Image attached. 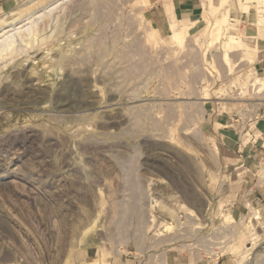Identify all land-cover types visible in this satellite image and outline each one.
<instances>
[{
  "label": "rangeland",
  "instance_id": "obj_1",
  "mask_svg": "<svg viewBox=\"0 0 264 264\" xmlns=\"http://www.w3.org/2000/svg\"><path fill=\"white\" fill-rule=\"evenodd\" d=\"M28 1L0 19L59 8L0 58V264H264V72L207 46L223 10Z\"/></svg>",
  "mask_w": 264,
  "mask_h": 264
},
{
  "label": "bare ground",
  "instance_id": "obj_2",
  "mask_svg": "<svg viewBox=\"0 0 264 264\" xmlns=\"http://www.w3.org/2000/svg\"><path fill=\"white\" fill-rule=\"evenodd\" d=\"M34 1L35 0L28 1V2L24 3L21 7L25 6L27 3H31ZM202 3H203V6H205L206 9H208L207 11H209V12L211 11L212 14H216L219 11L223 10L222 15L217 20H215L214 22L212 21L211 23H209V22L207 23V26L205 27L204 32L208 31V36H207L206 42H207V46L210 47L209 49H211V47L213 48V46H215V45H218V47L216 46V48L219 51L220 50L222 51L223 61L225 62L226 65L231 66V54L233 52L239 51L242 49L243 50L251 49V47L246 42H244L243 39L240 38V35L238 33H233V31L238 30V28H237L238 25L232 23L233 22V15L236 12L240 13L242 15H246L252 24H254L255 26H258V27L259 26L264 27V0H243V2L237 1L235 3L236 7L235 8L233 7V9L230 8L229 0H220L217 4H215L214 0H202ZM57 8H59V7H55L53 9H50L49 12L44 11L43 13L42 12L38 13L39 15L37 14V16L35 18L33 16L37 12H35L34 15L32 12L31 14L33 15L32 16L33 19H30L32 21L30 23H27L30 25L27 28H25V30L22 26L21 27L19 26V28H18L15 25V23L18 20V16L21 15L20 13H17L16 15L13 14L12 18H4V17L1 18L0 19V58L3 57L5 55V53H7L16 44V42L19 38L22 41V40H25L26 37H31L35 33L34 32L35 29L39 26V24H41L40 21L41 20L43 21L42 18H44V16L47 14H51ZM203 9H205V8H203ZM16 10H18V9H16ZM19 17L21 20L22 19L21 16H19ZM20 20H18V21H20ZM22 28H23V30H22ZM191 28L192 27H182L180 30H178L177 28L176 29L172 28V30L168 33V36H167L169 43L176 45V46H183V44H185V39H188V38H186L188 30H190ZM24 32H26V34L27 33L28 34L24 35L23 34ZM151 33H150L151 38H154V36L159 35L156 32V30L153 28H151ZM258 34H259L258 32L257 33H254V32H248L247 33V35H251V39L253 41H258L260 39V36ZM91 43H93V41ZM96 47L98 48L97 44H96ZM103 47H104V45H103ZM98 50H100V48H98ZM103 50H105V49H103ZM206 58L208 60H210L208 53L206 54ZM244 60L247 61L243 56H241V58L239 59V62L244 61ZM248 80H250V82H252L249 84L257 85V87L260 86V88H264V78L258 77V75H257L252 79L251 75H249L245 79V81L247 82ZM248 205H250V204H248ZM250 209H252V208H250ZM255 213H257V215H259L258 212L255 211ZM255 219L258 221V220H261V217L256 216ZM96 222L97 221H95L93 223V227H96ZM250 223H253V221H251ZM252 243H253V247L248 248V250H251V251L254 250L256 242L253 241ZM244 257L245 256H243L242 258H244Z\"/></svg>",
  "mask_w": 264,
  "mask_h": 264
},
{
  "label": "crops",
  "instance_id": "obj_3",
  "mask_svg": "<svg viewBox=\"0 0 264 264\" xmlns=\"http://www.w3.org/2000/svg\"><path fill=\"white\" fill-rule=\"evenodd\" d=\"M215 1V0H214ZM195 0H180V10H181V14H184L186 13L187 15H189L190 13H193L194 10H196V8L198 7V10L200 9L199 5L200 3H196ZM236 2L233 3V6L231 7L233 9V7L235 8L236 7ZM184 12V13H183ZM233 12V11H232ZM235 12V11H234ZM241 17V18H240ZM246 17V18H245ZM245 19L247 21V23H249L250 26L246 27L245 30H244V39L250 47L251 49H245V50H239V51H236V52H242L243 53V57L246 59L247 58V54H250L251 53H254V56H256L257 58L260 59V61H258V66H259V70L261 72H264V27L263 26H255L254 24L251 23V21H249V19L247 18L246 15H242L240 13H235L233 15V20L234 19ZM199 20H203L202 19V13H200V17L197 19V21ZM172 28L176 29V24H172L171 27H170V31L172 30ZM248 32H254V33H259L258 35L260 36V39L258 41H253L251 39V35H247ZM257 124H259V127L260 130H259V135L261 137V144L258 145V146H262L264 147V114L262 115V117L257 121ZM257 148V147H256ZM256 152H260V151H256L255 150V153L254 154H257ZM259 154V153H258ZM250 155H246L245 157V161L244 162H247L249 160H253V159H250L252 157H249ZM253 156V155H252ZM259 156V155H258ZM233 160V161H232ZM231 162L228 164V165H236L238 163V161H236V159H231L230 160ZM241 187L237 190H235L234 193H232L230 195V197L232 196H237V195H240V190ZM262 190L263 194H262V197H263V200L260 201L259 205L262 206V210L264 209V189H260ZM233 200V199H232ZM234 202H237L236 200H234ZM263 204V205H262Z\"/></svg>",
  "mask_w": 264,
  "mask_h": 264
}]
</instances>
